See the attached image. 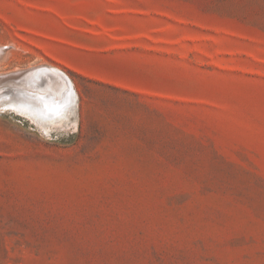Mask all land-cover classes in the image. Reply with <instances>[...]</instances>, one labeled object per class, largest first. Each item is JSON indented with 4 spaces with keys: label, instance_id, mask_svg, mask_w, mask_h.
<instances>
[{
    "label": "rangeland",
    "instance_id": "rangeland-1",
    "mask_svg": "<svg viewBox=\"0 0 264 264\" xmlns=\"http://www.w3.org/2000/svg\"><path fill=\"white\" fill-rule=\"evenodd\" d=\"M0 74V264H264V0H0Z\"/></svg>",
    "mask_w": 264,
    "mask_h": 264
},
{
    "label": "bare ground",
    "instance_id": "bare-ground-1",
    "mask_svg": "<svg viewBox=\"0 0 264 264\" xmlns=\"http://www.w3.org/2000/svg\"><path fill=\"white\" fill-rule=\"evenodd\" d=\"M30 68L31 67H28V69ZM41 76H45L47 80L44 86H41L42 84L39 85ZM63 76H65L68 79L71 87L68 86V83ZM23 82L25 85L23 86V89L21 91L20 96L22 98L20 104L19 105L17 104L18 106H14L15 111L18 110L19 112H21V114L22 112L25 111L26 113L31 114L36 119L39 120L53 119L54 122L57 121L58 123H60L59 121H62L61 115L63 114V111H65V109L68 108L69 106H74L76 93L74 90V86L71 82V79L68 78V76H66L63 72H61V70L57 69V67L55 68V66L53 67L39 66L33 68L23 75ZM7 92L9 93V90ZM32 101H35L36 103H33ZM8 107H10L11 109L12 106H8Z\"/></svg>",
    "mask_w": 264,
    "mask_h": 264
},
{
    "label": "water",
    "instance_id": "water-1",
    "mask_svg": "<svg viewBox=\"0 0 264 264\" xmlns=\"http://www.w3.org/2000/svg\"><path fill=\"white\" fill-rule=\"evenodd\" d=\"M43 77H45V76H41V78L40 79H42ZM64 77V79L67 81V83H68V86L69 87H71V85L69 84V81H68V79L65 77V76H63Z\"/></svg>",
    "mask_w": 264,
    "mask_h": 264
}]
</instances>
